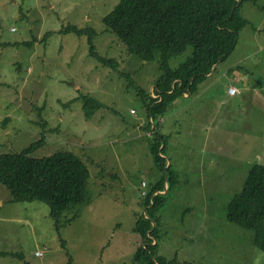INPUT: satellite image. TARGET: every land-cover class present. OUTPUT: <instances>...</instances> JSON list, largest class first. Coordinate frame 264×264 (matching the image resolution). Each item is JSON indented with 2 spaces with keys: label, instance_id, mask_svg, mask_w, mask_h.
Here are the masks:
<instances>
[{
  "label": "rangeland",
  "instance_id": "1",
  "mask_svg": "<svg viewBox=\"0 0 264 264\" xmlns=\"http://www.w3.org/2000/svg\"><path fill=\"white\" fill-rule=\"evenodd\" d=\"M118 2L0 0V154L39 139L45 121L51 132L31 155L69 151L90 172L86 200L65 212L69 221L58 232L46 204L13 203L0 185V264H69V257L73 264H141L135 256L145 242L134 227L150 216L144 204L162 174L151 153L154 125L135 87L156 98L161 72L105 28ZM241 15L247 25L234 51L197 95L179 98L162 118L175 184L153 194L165 201L152 225L153 248L145 250L152 261L264 264L252 233L226 218L251 167L264 165V0L243 3ZM68 25L92 30L95 51L116 60L119 72L90 56L88 34L60 32ZM208 44L189 28L170 67L201 58ZM230 85L238 94L227 93ZM83 96L102 105L89 119Z\"/></svg>",
  "mask_w": 264,
  "mask_h": 264
},
{
  "label": "trees",
  "instance_id": "2",
  "mask_svg": "<svg viewBox=\"0 0 264 264\" xmlns=\"http://www.w3.org/2000/svg\"><path fill=\"white\" fill-rule=\"evenodd\" d=\"M254 0H119L113 10L103 18L105 28L124 45L129 55L143 62H153L161 72L152 93L145 94L135 87L141 97L147 117L152 120L154 134L151 145L153 160L161 172V179L151 186L145 201L147 219L136 221L134 232L140 237L135 259L143 264H167L162 258L152 261L153 252L145 256L157 224L158 210L165 201L157 194L163 192L164 183L175 184L174 173L167 168L164 151L167 135L159 134L160 120L184 94L198 93L199 85L214 71L237 46L239 33L247 25L241 15L243 3ZM189 28L196 30L208 42L201 58L187 57L177 68L169 61L177 53L179 41ZM60 32L88 34L89 54L104 67L118 71V62L101 57L91 44L92 30L68 25ZM84 117L89 119L102 105L99 101L83 96ZM43 120V119H42ZM154 120L157 123H154ZM42 121L41 137L20 152L0 154V185L13 203L38 201L49 207V216L58 232L64 223L62 217L70 207L83 203L88 193L90 172L76 155L58 150L44 157H33L34 150L44 144L48 132ZM226 218L235 226L252 233V244L264 253V165H254L248 172L240 192L232 197ZM2 253H0L1 255ZM69 264H73L70 257Z\"/></svg>",
  "mask_w": 264,
  "mask_h": 264
},
{
  "label": "built area",
  "instance_id": "3",
  "mask_svg": "<svg viewBox=\"0 0 264 264\" xmlns=\"http://www.w3.org/2000/svg\"><path fill=\"white\" fill-rule=\"evenodd\" d=\"M227 93H228L229 95H235V94L238 93V89H237L235 86H229V87L227 88ZM37 255H38V254H37Z\"/></svg>",
  "mask_w": 264,
  "mask_h": 264
},
{
  "label": "crops",
  "instance_id": "4",
  "mask_svg": "<svg viewBox=\"0 0 264 264\" xmlns=\"http://www.w3.org/2000/svg\"><path fill=\"white\" fill-rule=\"evenodd\" d=\"M212 76V75H211ZM211 76H209V77H211ZM230 86H233V85H230ZM229 87V86H228ZM198 94V93H197ZM196 94V95H197ZM238 94V93H237ZM230 96H233V95H230ZM184 98H188L189 97V95L188 94H184V96H183ZM160 124H162V119L160 120ZM159 132L161 133V130H159ZM161 134H163V135H165L164 133H161ZM167 137L169 138V134L167 135Z\"/></svg>",
  "mask_w": 264,
  "mask_h": 264
},
{
  "label": "water",
  "instance_id": "5",
  "mask_svg": "<svg viewBox=\"0 0 264 264\" xmlns=\"http://www.w3.org/2000/svg\"><path fill=\"white\" fill-rule=\"evenodd\" d=\"M165 184H166V182H165Z\"/></svg>",
  "mask_w": 264,
  "mask_h": 264
}]
</instances>
